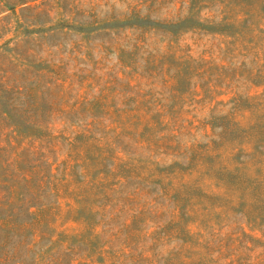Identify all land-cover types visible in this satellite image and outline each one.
<instances>
[{"label": "rangeland", "instance_id": "374dc122", "mask_svg": "<svg viewBox=\"0 0 264 264\" xmlns=\"http://www.w3.org/2000/svg\"><path fill=\"white\" fill-rule=\"evenodd\" d=\"M0 264H264V0H0Z\"/></svg>", "mask_w": 264, "mask_h": 264}]
</instances>
